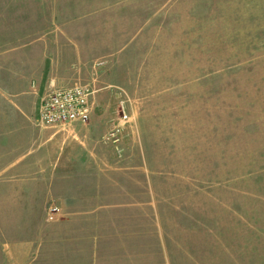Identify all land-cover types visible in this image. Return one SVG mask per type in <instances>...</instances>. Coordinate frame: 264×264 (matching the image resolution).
Returning <instances> with one entry per match:
<instances>
[{
    "label": "rangeland",
    "instance_id": "rangeland-1",
    "mask_svg": "<svg viewBox=\"0 0 264 264\" xmlns=\"http://www.w3.org/2000/svg\"><path fill=\"white\" fill-rule=\"evenodd\" d=\"M0 264H264V0H0Z\"/></svg>",
    "mask_w": 264,
    "mask_h": 264
},
{
    "label": "built area",
    "instance_id": "built-area-1",
    "mask_svg": "<svg viewBox=\"0 0 264 264\" xmlns=\"http://www.w3.org/2000/svg\"><path fill=\"white\" fill-rule=\"evenodd\" d=\"M91 90L87 86L46 90L38 103L37 118L43 124L83 122L89 117ZM126 115L123 114V118Z\"/></svg>",
    "mask_w": 264,
    "mask_h": 264
}]
</instances>
